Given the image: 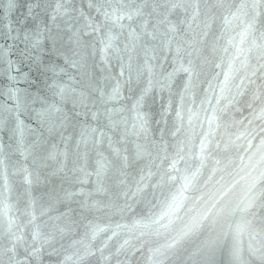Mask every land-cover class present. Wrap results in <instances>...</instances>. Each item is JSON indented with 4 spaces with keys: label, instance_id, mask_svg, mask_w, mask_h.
Masks as SVG:
<instances>
[{
    "label": "water",
    "instance_id": "obj_1",
    "mask_svg": "<svg viewBox=\"0 0 264 264\" xmlns=\"http://www.w3.org/2000/svg\"><path fill=\"white\" fill-rule=\"evenodd\" d=\"M56 2L57 0H15V8L6 13L3 7L6 0H0V50L8 49L6 55L0 52V113L3 112L6 102L11 103L7 101L5 95L9 87L40 95L42 98H47L49 102L58 99L53 97L52 91L48 88L52 82L50 78L53 77V73L45 72L43 65H56L58 82L67 84L69 87L68 96L60 105L66 117L63 126L49 130L47 126L40 125L34 111L41 107L40 103L22 112L20 119L26 126L24 142L26 148L31 146L30 154L21 155V152L17 150L16 139L12 138L9 130L14 126V121L10 122L8 127L0 124V153L7 157L6 167L0 166V250L7 243L4 229L7 227L8 220L11 219L23 229L22 234L26 243H31V233L37 226L42 233H51L55 236L51 247L46 245L42 250L40 257L42 264H59L66 255H72L78 250L83 252L85 245L90 246L95 255L86 257L84 264H97L99 252L96 249L107 242L108 249L115 252L125 240H128L129 244L118 257L121 264H152L151 250L166 244L181 225L179 221H176L172 229L161 228L159 235L155 233L157 226L143 228L136 225L135 222L138 220L147 222L148 217L158 215L162 210L160 201L164 200L160 189L147 186L142 194L133 196L136 182L140 179L141 170L147 176L150 162L155 157L157 149L167 144L168 151L171 153L177 140L191 138L189 144L191 152L186 153V162L180 165L181 169L186 167L195 169L199 166V160L196 159L195 154L199 151V137L202 129L200 122L195 119L189 126L188 109L196 110L204 100L205 89L209 87L208 81L211 80L215 85L224 79V72L229 70V56L223 52L209 56L212 62L199 69V76L194 78L193 86L185 95L183 104H181L180 93L187 80L186 74H178L172 81L171 89L162 90L158 86L154 87L144 98L140 108V111L146 114L148 121L146 134L143 132L135 134L134 113L127 110L112 115V119L117 122V127H107L106 116L100 115L97 119H93L92 112L98 107L103 112L99 92L100 90L106 93L111 91V87L115 84L114 78L120 73V61L114 55L109 56V63L101 59L100 45L94 34L83 35L84 44L80 48H76L69 40L72 32L82 29L85 23L83 17L96 16L94 10L88 7L89 0H60L69 10L65 15H56L53 12ZM148 2L152 3L153 0ZM229 2L238 3L239 0H229ZM54 15H56L55 19H53ZM224 15L223 11H217L215 18L210 21V34L207 38L209 46L222 31H224V38L219 41L221 46L227 44L229 36L234 38V43L240 40L239 33L245 29L247 20L236 19L226 26L223 22ZM169 18L179 23L180 19L184 18V13L178 12ZM149 19L151 28V25L156 22V17ZM195 27L196 25L193 24V28ZM38 30L43 31L44 36L37 52L29 50L23 38L26 33L34 34ZM262 31H264V15L257 17L254 29L241 47L249 48L253 38H259ZM126 38L125 32L117 41L121 49L124 48ZM70 49L75 51L76 55L72 56ZM64 53L77 60L78 66L72 67L65 63ZM229 53L235 55V48L229 46ZM37 56L38 61L35 60ZM133 57L134 66L142 63V49L138 48L133 53ZM257 57L258 52L254 50L248 53L247 68L242 67L239 61L233 65L234 79L230 82L232 86L239 84L240 78L258 68L260 61ZM124 58L127 62V55ZM243 59L244 57L241 56V60ZM9 61L12 64L11 70H9ZM216 63L221 66L215 67ZM172 67V57L169 55L166 59L161 58L157 72L166 74L172 71ZM60 69L63 71H59ZM217 73H219L218 77ZM260 75L257 72V77H253L257 84L262 82L258 78ZM10 77H16V79L12 80ZM122 79H128L127 70ZM146 86L147 76L138 81L133 72L131 83L125 84L122 89L123 99L109 103L107 107H130L133 100L140 95L141 89ZM248 87L252 89L255 86ZM73 89L75 91H72ZM207 95L210 96L211 92L209 91ZM247 98L244 97V99ZM204 106L207 107V104ZM178 108H182L184 124L181 132L173 137L172 132L175 131V126L179 125L176 118ZM248 111L246 107H241L240 111L233 112L230 118L242 120L248 116ZM203 118L204 113L200 112V119L203 120ZM124 120L127 121L126 124L123 123ZM85 126L102 128L106 134L102 143L96 145L81 143L80 131ZM207 128V122L204 121L203 129L207 130ZM239 130L242 131V129ZM232 131L237 132L238 129L233 128ZM109 137L112 140L111 145ZM258 140L259 138L253 143H258ZM137 145L145 146L147 153L151 155L146 153L137 158ZM53 153H55L54 157L51 155ZM98 153H101L109 162L102 191H97V177L94 174L96 162L100 159ZM124 157L129 158L127 164ZM156 163L159 161L157 160ZM81 168L93 174L85 177L84 172L80 171ZM24 169H27V172ZM151 170L153 173L156 172L154 167ZM201 172L203 178H206L207 169H201ZM5 177L8 184L7 191ZM203 178L200 184L203 183ZM158 179V176L146 178L144 184H154ZM178 187V183L169 184L164 187L163 192L167 194L169 191H176ZM69 193L72 195L69 196ZM185 195L193 197L186 201L183 210L179 212L181 217L187 218L188 215L193 214L191 210L197 207L194 198L199 195V192L189 190ZM5 204L9 205L7 210L4 208ZM125 204L131 207L130 211L125 208ZM32 215H35L36 219L29 223ZM91 226H99L104 231L92 239ZM61 228L64 229L63 233L59 231ZM113 232L116 233L115 236ZM109 237L111 239H108ZM196 243L193 240L174 254L170 253L167 258L160 259L163 260V264H191L189 253ZM53 248L56 249L55 252ZM18 254L19 259L25 258L24 245L18 248ZM216 258L220 259L219 256ZM224 259L226 260L227 257ZM0 260H6V257L0 256ZM112 264H116V261L113 260Z\"/></svg>",
    "mask_w": 264,
    "mask_h": 264
},
{
    "label": "snow or ice",
    "instance_id": "obj_2",
    "mask_svg": "<svg viewBox=\"0 0 264 264\" xmlns=\"http://www.w3.org/2000/svg\"><path fill=\"white\" fill-rule=\"evenodd\" d=\"M16 6L15 0H6L3 4L5 12H10ZM88 7L94 10L96 16L83 17L85 23L82 29L72 32L69 40L76 47L80 48L84 42L83 35L94 34L100 45L99 51L101 59L109 63V56L114 55L120 61V73L115 77V84L110 92L100 90V105L103 107L101 112L98 107L92 112V118L97 119L100 115L106 116L107 127H117V122L112 119V115L125 110L134 113L133 129L135 134L140 132L147 133V117L140 111L144 98L153 90L154 87L160 89H171L172 81L175 77L184 73L187 80L184 89L180 93L181 104L185 95L193 86L194 78L199 76V69L211 63L209 56L218 52H223L229 56L228 68L224 72V79L217 84L208 81V89H205V98L197 109H188V124L192 125L193 120L201 124V135L199 137V151L195 154L199 160V166L195 169L184 168L180 165L185 163L186 153L191 152L189 144L191 138L177 140L173 145V151L169 153L167 144L158 148L155 157L150 162L147 176L141 170L140 179L136 182V189L133 196L140 195L144 188L151 187L160 189L164 200L160 201L162 210L158 215L148 217L147 222L136 221L135 224L143 228H155V233L160 234V229H172L175 222L179 221L181 227L169 238V241L160 247L151 250L150 260L152 264H163L161 257L167 258L171 253L174 254L185 245L195 240L196 246L189 253L191 264H264V31L259 38H253L251 46L247 49L241 47L249 33L254 29L257 17L264 15V0H239L229 2V0H89ZM68 9L64 3L57 0L53 12L56 15H65ZM217 11H223V22L226 26L233 20L246 19L245 29L239 33L240 40L234 43L233 37L227 38V44L221 46L219 41L224 38V31L221 35L214 38L213 43L208 45L209 30ZM178 12L184 13V18L179 23L172 21L169 17ZM53 16V19L56 18ZM151 17H156L155 24L150 25ZM143 23H138V21ZM193 24L196 25L193 28ZM184 25V27H181ZM127 33L124 48L121 49L117 41L120 36ZM44 36L43 31H36L34 34H25L24 42L29 50L40 49L41 41ZM15 39V38H13ZM229 46L235 48V55L229 53ZM140 48L143 51L142 63L133 64V53ZM258 52L257 59L260 61L258 68L251 71L245 77L240 78V83L232 86L230 82L233 77V65L239 61L242 67H248V53ZM59 51V49L57 50ZM69 51H72L71 49ZM4 55L8 49L0 50ZM65 55V63L72 67L78 66V61L72 59L76 55L72 51V56ZM127 55V62H125ZM172 57V71L166 74L157 72L161 58ZM241 56L244 57L241 60ZM138 59V57H137ZM36 61L39 60L37 56ZM219 63L215 67L219 68ZM12 64L9 61V70ZM45 72H52V82L48 88L52 91L54 98L49 102L47 98L40 95H33L21 89L9 87L5 93L7 101L0 113V124L8 127L14 121V126L9 130L12 138L16 139L17 150L21 155L30 154L29 147H25L24 136L26 126L20 119L22 112L28 111L32 105L40 103L39 109H34L36 120L42 126H47L49 130L61 127L66 117L60 106L69 93L67 84L58 82L57 66L54 64L43 65ZM128 72V79H122ZM59 71H63L60 69ZM135 72L136 79L139 81L147 76V86L141 89L140 95L133 100L130 107L109 108V103L118 102L123 99L122 89L125 84H130L132 73ZM262 80L256 83L253 77ZM219 73H217V77ZM15 80L16 77H10ZM247 81V83L245 82ZM249 85L255 87L249 89ZM218 89V91H217ZM72 91H75L74 89ZM211 95H207L208 92ZM244 97H248L244 99ZM214 101V103H213ZM83 103V101H80ZM207 104V107L204 105ZM241 107H246L248 116L242 120L230 118L235 111H240ZM209 108L211 111L209 112ZM200 112L204 113L203 120L200 119ZM176 118L179 125L175 126L172 132L176 137L182 130L184 116L182 108L176 110ZM246 120V123H245ZM204 121L207 122V130L203 129ZM123 123H127L126 120ZM237 128V132L232 129ZM239 129H242L239 130ZM102 128L85 126L80 131V142L85 145L102 143L105 138ZM259 138L258 143H253ZM112 144L111 137L108 138ZM118 152V150H116ZM147 153L143 145L136 146V157L140 158ZM163 153V155H161ZM151 155V153H147ZM53 157L55 153L51 154ZM97 160L95 176L97 177V191L103 190V179L109 168V162L101 153ZM128 157H124L125 164ZM159 163H156V161ZM7 157L0 153V166L6 167ZM166 165V167H165ZM156 172H152V168ZM207 169V176L203 178L201 169ZM27 172V169H24ZM85 177L93 173L85 172ZM158 176L156 183L145 185L146 178ZM203 178V183L200 184ZM179 184L176 191L163 192L166 185ZM5 190H8L7 178L5 177ZM192 190L199 192L195 196L194 202L197 205L190 214L181 217L179 212L183 210L186 201L193 199L191 195H185ZM69 196L72 194L69 193ZM127 196V193H125ZM5 210L9 205H4ZM125 208L131 207L125 204ZM123 209H121L122 211ZM32 215V221H35ZM259 219V223L257 220ZM119 227V225H118ZM15 229V230H14ZM61 233L64 229H59ZM104 229L99 226H91V238L95 239L97 234ZM21 233V234H18ZM23 229L19 228L11 219L8 220L7 227L4 229L7 243L0 250V256L6 260H0V264H42L40 259L42 250L51 242L55 236L51 233L45 234L37 226L31 233V243H26L23 236ZM116 233L113 232V236ZM108 239H111L109 237ZM129 244L128 240L112 252L108 249L107 242L96 249L99 252L97 264H121L119 255ZM25 246V258H18V248ZM56 249L53 248V252ZM95 252L90 246L85 245L83 252L77 251L72 255H66L59 264H84L85 258L94 256ZM219 256L218 260L216 257ZM224 257H227L225 260Z\"/></svg>",
    "mask_w": 264,
    "mask_h": 264
}]
</instances>
